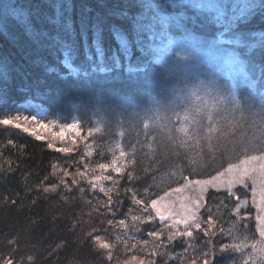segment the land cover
<instances>
[{"label":"snow or ice","instance_id":"6c2138e0","mask_svg":"<svg viewBox=\"0 0 264 264\" xmlns=\"http://www.w3.org/2000/svg\"><path fill=\"white\" fill-rule=\"evenodd\" d=\"M11 23L35 45L29 63L40 74L0 57V126L70 158L52 163L56 183L37 191L62 185L98 200L101 219L83 237L98 264H112L118 245L132 252L123 264H184L197 234L207 246L190 264H264V0H0V34ZM50 77L71 82L67 100Z\"/></svg>","mask_w":264,"mask_h":264},{"label":"trees","instance_id":"16d2710c","mask_svg":"<svg viewBox=\"0 0 264 264\" xmlns=\"http://www.w3.org/2000/svg\"><path fill=\"white\" fill-rule=\"evenodd\" d=\"M19 2L25 5H37L41 3V0H19ZM74 2L77 5L83 2L93 7L97 6V0H74ZM8 32V35L0 34V57L7 56L11 64L22 66V69L30 72L33 77L39 75L40 70L29 63L35 54V45L24 34L22 28L15 23H11ZM105 46L107 47V43ZM47 58L51 63L52 57ZM81 59H83L82 55ZM22 82L20 76H15L11 83L13 95L20 101H23V96L16 89ZM70 84L71 82L65 83L51 77L48 80V85L58 92L63 100H67L72 94ZM112 87L121 88L122 85L116 83ZM24 102L27 103V101ZM31 103H36V101H31ZM0 118L4 117L0 116ZM9 138L13 140L16 147L7 145ZM0 146H2L0 147V153H2L0 156V166H2L0 170V258L11 255L14 257V264H98L96 254L89 250L83 240L84 234L91 225L101 219L98 213L93 211V205L98 204V200L93 199L90 204L88 202L90 193L86 191L83 197L76 189H73V193H67L62 185L55 193L45 194L42 187L39 192L37 191L41 181L45 185L56 183L57 178L51 175L52 163L57 162L65 166L63 161L70 158L63 153L49 150L45 141H37L32 135L2 126H0ZM79 148L82 150L83 144H80ZM98 151L99 149H96L94 155L89 158L92 166L100 159L95 154ZM73 155L79 156V152ZM9 157L13 161L14 171H9L8 164L5 162ZM110 158V153L105 151L104 159ZM72 167L74 169L76 165L73 164ZM46 175L48 178L44 180ZM141 175L142 180L146 178L143 174ZM142 180L137 183H142ZM123 183L122 180L121 184ZM104 184L111 186L110 181H105ZM211 193L212 191L209 192L210 195ZM61 194L69 199H60ZM96 195L103 197L102 193H96ZM120 195L123 196V192ZM217 195H224V193ZM113 198H117L115 193H113ZM128 204L129 201L125 198L124 210L127 209ZM134 214L139 213L134 211ZM74 222L77 227L72 229L71 225ZM158 226V221L154 224L140 225L144 230ZM129 233L135 238L148 239L150 243L143 247L145 250L151 248L154 241L146 236V231L135 232L130 227ZM201 235H196L195 250L188 251L184 264H190L191 259L198 256L207 246L200 240ZM204 239L207 240V238ZM216 239L218 240L219 237ZM9 240H14L15 244L9 243ZM131 243H135V239L129 241V244ZM175 244L179 246L177 250L182 247L179 239ZM141 247L142 245H137L134 251L143 258L145 252L141 251ZM169 247L171 248L172 245ZM131 254L132 252H125L123 245H118L114 249L112 264H123L124 259L130 257ZM29 256L33 257L31 262L28 260ZM157 259L158 264H165V261L167 264H178V260L169 261L167 257Z\"/></svg>","mask_w":264,"mask_h":264},{"label":"rangeland","instance_id":"374dc122","mask_svg":"<svg viewBox=\"0 0 264 264\" xmlns=\"http://www.w3.org/2000/svg\"><path fill=\"white\" fill-rule=\"evenodd\" d=\"M2 127H4V128H9V129H12V130H17V131H20V132H23L21 129L13 128L11 125H9V126H2ZM36 130H37V131H40V132L42 133V135L47 136V132H46V131H44V130H42V129H39V128H37ZM23 133H25V132H23ZM25 134L30 135L29 133H25ZM33 137H34V136H33ZM42 141H44V140H42ZM45 142H46V141H45ZM59 146H60V145L57 144V147H59ZM210 191H212V190H210Z\"/></svg>","mask_w":264,"mask_h":264}]
</instances>
